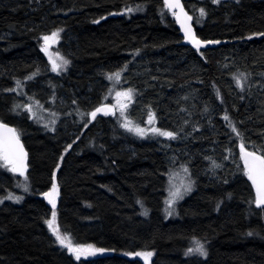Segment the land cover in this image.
Instances as JSON below:
<instances>
[{"label": "trees", "instance_id": "1", "mask_svg": "<svg viewBox=\"0 0 264 264\" xmlns=\"http://www.w3.org/2000/svg\"><path fill=\"white\" fill-rule=\"evenodd\" d=\"M194 2L185 9L198 37L221 41L200 52L161 0H0V121L17 128L29 153L28 192L0 172V198L24 192L19 202L0 203V264H144L126 255L141 251L154 253L149 264H264V210L249 205L255 195L241 171L239 139L223 119L248 150L264 148V38L247 39L264 32V0ZM202 7L207 15L198 19ZM58 29L57 52L71 61L59 74L41 51V37ZM118 71L122 86L134 90V120L154 114L155 127L176 139L134 136L113 116L91 120L87 114L108 103L117 81L106 76ZM240 73L249 74L244 91L233 79ZM17 81L22 99L33 93L55 114L48 127L17 112ZM172 167H187L195 183L167 217ZM53 173L61 233L103 253L77 261L55 241L42 195ZM197 239L206 259L185 254Z\"/></svg>", "mask_w": 264, "mask_h": 264}, {"label": "snow or ice", "instance_id": "2", "mask_svg": "<svg viewBox=\"0 0 264 264\" xmlns=\"http://www.w3.org/2000/svg\"><path fill=\"white\" fill-rule=\"evenodd\" d=\"M211 2L215 5H220L221 0H211ZM240 0H236V3H239ZM166 7L172 10V15L175 17V20L179 23L180 28L183 30L185 40L192 45V47L200 52V49L208 44H220L219 40H203L198 37L196 31L192 26L193 17L185 11L184 5L181 3V0H164ZM131 11V9H128ZM178 10V11H177ZM200 17H205L207 13L205 9L202 7L199 9ZM117 13H110V15H116ZM103 19V17H102ZM94 23H100L99 20H95ZM199 23V20H197ZM62 29H58L56 31L51 32V34H45L41 37L43 40V45L41 47V51L44 52L49 59V62L52 66V71L57 72L58 74L61 70H66L67 66L71 63L70 60L64 58L59 53L56 54L54 58L50 53V46L53 42H59L60 32ZM254 36H264V32H257L247 36L248 40H252ZM139 53L137 52V55ZM203 55V53H201ZM59 61V62H58ZM127 65H124L121 71H126ZM121 71L115 72L113 74H108L106 78L110 81L119 80L121 76ZM36 74L33 73L32 76L28 77V79H32ZM249 74L240 73L238 76L234 75L233 79L236 81L237 87L240 88L241 91H244V82L247 80ZM20 82L17 81V87H19ZM14 89H8V91H13ZM134 90L132 88H128L125 91L116 92V105H107L101 104L100 106L95 107L87 115L90 116L91 120H96L98 114H102L103 116L115 115L116 109H119L120 117L123 118V123H121V127L126 129L129 132L135 133L137 136L146 137L150 132L163 136L169 139H176V133L172 131H165L157 127L151 128H143L139 125L133 124V122L127 118L125 115L126 109L128 107V103L123 101H132ZM123 98V101H122ZM75 103V101H73ZM37 106L39 107V102H37ZM16 107H19L17 105ZM25 110L31 114L33 118H36V113L33 111V106L31 104L25 106ZM207 110V109H206ZM53 115H55L53 113ZM84 115L83 113L81 114ZM118 118V119H119ZM155 116L154 114H149L148 116V124L152 125L154 123ZM223 119L228 122V126L231 128L233 133H236V136L239 139V160L242 162L241 171L247 177V180L251 182V187L254 189L255 196L254 199L249 201V205L252 203L255 204L256 208L264 210V148L253 150H248L246 147V142L242 133L237 129V127L231 122L229 116L225 114ZM52 125H55L56 121L52 120L50 122ZM45 127H48L46 124ZM53 130H55L53 128ZM68 148H71V145H68ZM67 151V149H66ZM231 155V150H229ZM29 153L25 150L24 144L21 142V133L15 127H10L7 123L0 121V168L6 169L8 172L17 174L20 177H24L25 183L23 184V190L25 192L29 191V186L27 181L29 180L28 163ZM227 158V157H226ZM63 155L60 157V161H63ZM210 159V158H209ZM60 165L57 164L56 168L59 170ZM212 167L220 168L222 165L217 164L215 161H212ZM239 168L240 165H237ZM183 171L185 173L189 172L187 167H183ZM52 186L49 191L42 193L44 198L47 200V203L51 205V218L46 219L45 223L48 229L51 231V234L55 237V241L62 248H66L68 252L75 256L77 261L81 260V257H89L94 256L96 253H103L106 251L103 248H95L91 244H74L70 237L65 236L61 233L60 228L57 226V197L59 196V186L56 183V175L53 173L52 175ZM227 183V181H224ZM195 181L191 180L189 177L187 183H181L179 185L173 184L170 188V199L166 201L168 205L166 212L169 216H171L174 212L175 203L183 199L184 195L190 193L193 190V185ZM17 187H21L19 183L16 185ZM228 198H231V193H228ZM4 199L14 200L15 202H19L22 197L15 196L13 194H8L6 197L0 198V203L4 202ZM137 203L141 204L142 202L137 201ZM219 207V204L217 205ZM143 215H147V210L142 213ZM253 233L249 232L248 235L251 236ZM152 251H141L136 253H126V255H134L143 258L146 262L150 257L153 256ZM186 255H198L203 258L208 257V250L205 246V243L200 240H194L193 246H190L186 250Z\"/></svg>", "mask_w": 264, "mask_h": 264}, {"label": "rangeland", "instance_id": "3", "mask_svg": "<svg viewBox=\"0 0 264 264\" xmlns=\"http://www.w3.org/2000/svg\"><path fill=\"white\" fill-rule=\"evenodd\" d=\"M198 1H200V0H195V2H194V4H197V2ZM201 1H207V2H210V3H212L211 2V0H201ZM213 4V3H212ZM197 9V8H196ZM198 10V9H197ZM197 10H195V13L197 14ZM171 15H172V13H171ZM172 17L173 18H175L173 15H172ZM199 17H200V15L197 17L198 19H199ZM202 18V17H201ZM53 32V31H52ZM51 33V32H50ZM50 35V34H49ZM42 45H43V40H42ZM57 47H58V43H55V42H53L52 44H51V46H50V53L53 55V57L55 58L56 57V54L58 53L57 52ZM45 54V53H44ZM45 58L47 59V64H48V69H49V71H50V73L52 72V73H57V72H54V71H52V66H51V63L49 62V59H48V56L45 54ZM59 62V61H58ZM62 71V70H61ZM119 82V83H118ZM121 81H119V80H117V81H112L111 83H110V85H109V91H108V93H107V97H108V100H107V102L108 103H106L107 105H116L117 104V100H116V92H118V91H125L126 89H125V87H123L122 86V84L120 83ZM117 83H118V85H117ZM15 89H16V94H17V96L19 97V99L17 98V99H15V102L17 101V103H16V106L17 105H19V107H16L15 106V109L17 110V112L18 113H23V114H27L28 115V117L30 118V119H32V120H34L35 122H37L38 124H40V125H42V126H45L48 122V118H47V116L49 117V118H51V119H54V115H53V112L52 111H47V110H44L42 107H38L37 106V102L34 100V98H36L35 97V95L33 94V93H29V95L26 97V99L24 100V99H22L20 96L21 95H23V93H21L22 92V90L19 88V87H17V85H16V87H15ZM21 100H23V101H21ZM28 100H30V102H28ZM122 101H123V98H122ZM123 102H125V103H128V107H127V109H126V112H125V115L127 116V118L128 119H130L132 122H133V124H135V125H139L140 127H143V128H151V127H155V123H153L152 125H149L148 124V116H145L144 118H143V123H139V122H137L136 120H134V118L132 117V115L130 114V103H131V101L129 102V101H123ZM29 104H31L32 106H33V111L36 113V118H33L32 116H31V114L30 113H28L26 110H25V106H27V105H29ZM22 114V115H23ZM109 116H113V118L114 119H116L117 120V122H118V124L120 125V127H121V123H123V118H119L120 117V112H119V109L117 108L116 109V114L115 115H109ZM116 117V118H115ZM119 118V119H118ZM155 122V121H154ZM51 124V123H50ZM50 126V125H49ZM124 131H126V132H128V133H130V134H132V135H134V136H137L135 133H133V132H129V131H127L126 129H124L123 127H121ZM137 137H140V136H137ZM142 138V137H141ZM143 138H153V139H157V140H161V141H163V142H169V141H172V139H169V138H166V137H163V136H158V135H155V134H153V133H149L146 137H143ZM183 167H179V168H175V167H172L169 171H168V173H167V180H166V184H167V186H166V195H165V200H164V213L166 214V216L167 217H172V215L174 214V212H176V208L178 207V205H179V203H180V201L182 200V199H180V200H178L176 203H175V205L173 206L174 207V212H173V214L171 215V216H169L168 214H167V212H166V209H167V207H168V205L166 204V201L167 200H169L170 199V188L172 187V185L173 184H175V185H179V184H181L182 182L183 183H187V181H188V179H189V177H188V175L187 174H185L183 171ZM2 171H4L3 173H2ZM0 172L2 173V174H4V175H6V176H8V175H10V176H12V178H14V182H15V184L17 185V183H19V184H21V188L23 189V184H24V182L23 181H18V180H16V177H14V174L13 173H10V172H8L6 169H4V168H0ZM12 174V175H11ZM14 184V186H15V188L17 187L16 185ZM25 192V191H24ZM24 192L23 193H21V196L20 197H22V199H23V197H24ZM8 195V194H7ZM7 195H5L4 197H6ZM187 195H189V193L188 194H186V195H184V197L185 196H187ZM183 197V198H184ZM21 199V200H22ZM182 202V201H181ZM176 216V215H175ZM174 216V217H175ZM166 220H167V218H166ZM129 257H132V258H137V259H139L140 261H142L144 264H149L150 263V261L152 260V258H153V256L152 257H150L149 258V260L146 262L143 258H141V257H138V256H134V255H128Z\"/></svg>", "mask_w": 264, "mask_h": 264}, {"label": "water", "instance_id": "4", "mask_svg": "<svg viewBox=\"0 0 264 264\" xmlns=\"http://www.w3.org/2000/svg\"><path fill=\"white\" fill-rule=\"evenodd\" d=\"M161 1H162V3L165 5L164 0H161ZM189 1H191V0H181V3L184 5V8H185V3H186V2H189ZM165 6H166V5H165ZM166 8H167V7H166ZM167 9H168V8H167ZM168 11L172 13V10L168 9ZM177 11H178V10H177ZM185 11L188 12L186 9H185ZM188 14H189V13H188ZM175 21H176V20H175ZM191 23H192V26H193V22H192V21H191ZM176 24H177V28H178L179 34H180L181 37L184 39V41L187 42V41L185 40V38H184L183 30L180 28V25H179V23H178L177 21H176ZM193 29L195 30L194 26H193ZM187 44H188L191 48H193L192 45L189 44L188 42H187ZM212 45H216V44H208V45L202 47L201 49L206 48V47H209V46H212ZM193 49H194V48H193ZM98 116H102V114H98ZM8 125H9V124H8ZM9 126L12 127L11 125H9ZM21 142L23 143L22 139H21ZM23 144H24V143H23ZM25 150H26V148H25ZM26 151H27V150H26ZM249 182H250V181H249ZM250 184H251V182H250ZM253 191H254V189H253ZM254 195H255V192H254Z\"/></svg>", "mask_w": 264, "mask_h": 264}, {"label": "flooded vegetation", "instance_id": "5", "mask_svg": "<svg viewBox=\"0 0 264 264\" xmlns=\"http://www.w3.org/2000/svg\"><path fill=\"white\" fill-rule=\"evenodd\" d=\"M233 1H235V0H221V3H223V2H233ZM257 1H261V0H257ZM264 38V36H260V38Z\"/></svg>", "mask_w": 264, "mask_h": 264}]
</instances>
